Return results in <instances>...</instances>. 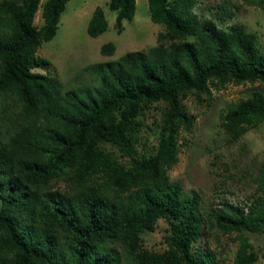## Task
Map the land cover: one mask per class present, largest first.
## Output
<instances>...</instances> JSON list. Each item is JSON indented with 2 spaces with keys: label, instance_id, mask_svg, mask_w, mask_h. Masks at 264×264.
I'll list each match as a JSON object with an SVG mask.
<instances>
[{
  "label": "trees",
  "instance_id": "obj_1",
  "mask_svg": "<svg viewBox=\"0 0 264 264\" xmlns=\"http://www.w3.org/2000/svg\"><path fill=\"white\" fill-rule=\"evenodd\" d=\"M65 1H42L36 26L39 0H0V264H116L108 241L134 264H218L194 250L202 225L235 231L231 264H253L243 231L264 227V162L250 176L248 205L224 198L202 214L196 193L184 194L167 170L193 125L180 98L208 96L210 86L227 82H264L255 33L240 22L218 26L197 0H146L150 20L162 26L156 42L94 63L98 82L82 93L61 91L55 78L32 67L49 64L37 45L54 33ZM244 1L264 8V0ZM107 6L119 31L134 0ZM105 27L95 5L85 30L95 36ZM113 50L111 41L99 45L102 54ZM154 101L165 104L154 123L156 141L151 151H139L137 115ZM219 117L236 140L264 119V92L228 102ZM159 218L165 247L153 250L142 232Z\"/></svg>",
  "mask_w": 264,
  "mask_h": 264
},
{
  "label": "rangeland",
  "instance_id": "obj_2",
  "mask_svg": "<svg viewBox=\"0 0 264 264\" xmlns=\"http://www.w3.org/2000/svg\"><path fill=\"white\" fill-rule=\"evenodd\" d=\"M32 22H42L40 3ZM202 10L218 26L226 27L231 22H240L244 28L253 31L257 43L264 53V8L244 0H197ZM95 5L103 11L106 27L95 36L85 30L86 22ZM115 11L107 6V0H66L59 13L54 33L49 39L41 40L36 53L49 60L47 67L33 66L32 70L46 72L56 79L61 91L75 90L98 82V71L93 64L105 59L116 58L128 49H143L156 42L161 24L148 16L146 0H134L131 18L123 19L121 29L114 26ZM111 41V54L99 52V45ZM166 42V40H163ZM253 89L264 92V82L233 83L209 87L210 94L196 97L189 93L180 98V103L192 116L193 125L185 140L179 146L176 162L167 170L170 179L182 184L184 194L196 193L198 210L202 214L209 205H217L221 199L232 203L248 205L253 184L250 176L256 167L264 162V119L251 126L236 140H230L220 124V112L228 102L247 96ZM2 100L0 99V112ZM165 107L164 102L154 101L141 107L137 117L141 126L137 149L147 152L155 144L156 123ZM5 114V113H4ZM118 154L109 143H101ZM165 223L157 219L152 230L142 232L144 245L153 250L165 247L162 234ZM256 255L253 264H264V227L260 231H243ZM238 239L235 231L221 233L216 229L201 226L199 237L194 241V250L202 255L212 256L218 264H231ZM116 257V264H134L119 243L106 242Z\"/></svg>",
  "mask_w": 264,
  "mask_h": 264
},
{
  "label": "built area",
  "instance_id": "obj_3",
  "mask_svg": "<svg viewBox=\"0 0 264 264\" xmlns=\"http://www.w3.org/2000/svg\"><path fill=\"white\" fill-rule=\"evenodd\" d=\"M246 210V208H244Z\"/></svg>",
  "mask_w": 264,
  "mask_h": 264
}]
</instances>
